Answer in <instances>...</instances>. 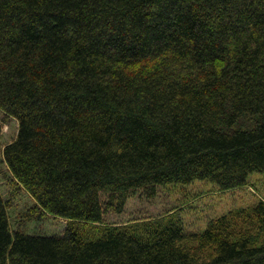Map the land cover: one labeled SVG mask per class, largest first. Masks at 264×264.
<instances>
[{
	"label": "trees",
	"instance_id": "1",
	"mask_svg": "<svg viewBox=\"0 0 264 264\" xmlns=\"http://www.w3.org/2000/svg\"><path fill=\"white\" fill-rule=\"evenodd\" d=\"M6 124L0 264H264V200L189 234L163 192L264 173V0H0Z\"/></svg>",
	"mask_w": 264,
	"mask_h": 264
},
{
	"label": "rangeland",
	"instance_id": "2",
	"mask_svg": "<svg viewBox=\"0 0 264 264\" xmlns=\"http://www.w3.org/2000/svg\"><path fill=\"white\" fill-rule=\"evenodd\" d=\"M12 126L14 125L6 124L4 126L0 137V146L4 147L14 137L15 129ZM163 192L171 202L170 209L174 208L175 210L174 218L181 219L186 233H201L211 220L231 211L249 209L263 201L264 173H253L250 175L247 185L227 191H221L216 185L207 181H195L185 186L168 185L163 188ZM30 200L33 201L32 198ZM18 202L19 207L10 213L12 228L13 216L15 218L19 212L24 211L26 205L22 199Z\"/></svg>",
	"mask_w": 264,
	"mask_h": 264
}]
</instances>
